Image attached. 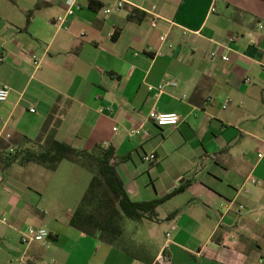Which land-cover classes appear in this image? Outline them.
<instances>
[{
	"label": "crops",
	"instance_id": "obj_1",
	"mask_svg": "<svg viewBox=\"0 0 264 264\" xmlns=\"http://www.w3.org/2000/svg\"><path fill=\"white\" fill-rule=\"evenodd\" d=\"M79 5L61 26L65 0H0V86L10 88L0 140L31 146L55 110L57 140L115 150L133 201L186 189L156 219L131 220L136 236L156 244L141 255L122 244L126 228L110 245L71 226L88 169L63 160L54 171L0 170V214L9 219L0 221V264H264V0ZM167 82L161 93L149 89ZM152 110L183 121L158 126ZM29 226L48 229V245L24 244Z\"/></svg>",
	"mask_w": 264,
	"mask_h": 264
},
{
	"label": "trees",
	"instance_id": "obj_2",
	"mask_svg": "<svg viewBox=\"0 0 264 264\" xmlns=\"http://www.w3.org/2000/svg\"><path fill=\"white\" fill-rule=\"evenodd\" d=\"M91 6L94 7V4ZM55 112L53 110L49 114L41 136L31 146L10 150V144L0 140V170H8L15 164H37L54 171L63 160L88 169L92 173L91 182L70 220L71 226L76 229L113 245L124 234L126 219H156L157 207L186 189L182 187L155 202L133 201L127 195L124 181L118 173L119 160L115 150L101 144L91 150L77 149L57 140Z\"/></svg>",
	"mask_w": 264,
	"mask_h": 264
},
{
	"label": "built area",
	"instance_id": "obj_3",
	"mask_svg": "<svg viewBox=\"0 0 264 264\" xmlns=\"http://www.w3.org/2000/svg\"><path fill=\"white\" fill-rule=\"evenodd\" d=\"M65 5H66V14L65 16L58 18L57 20V24L63 26V24L66 22L67 18L70 16H73L75 14L76 8H79V0H65ZM119 7L123 6V3H119L118 4ZM112 11V9H106L105 13H110ZM150 14H152L154 16L152 25L156 26V19L159 17L156 13H155V6L152 7V9L149 11ZM167 37V34H164L161 36V40L165 41ZM233 39H229V42H232ZM216 53L214 52V55ZM225 61H228L230 58L229 56L225 55L222 57ZM33 62L34 64H36V66H39L41 64V61L36 57L33 56ZM171 82H167L166 84H162L158 87H153L150 86L149 89L151 91H155L157 90L158 92H163L164 88L166 85H169ZM10 95V88L8 86H0V102H5L7 101V99L9 98ZM32 111H35V109H32ZM148 118L149 120H151L152 122H154L156 125L158 126H175V125H179L182 121L183 118L182 116L177 113V112H171V113H164V112H159L157 110H152L149 112L148 114ZM141 127H135L131 130V135H137L141 132ZM144 134H147L146 131H144ZM262 149L264 151V144H262ZM13 150V149H11ZM259 153V157H262L264 152ZM156 154L155 153H151L148 154L145 159L149 162H152L154 160H156ZM0 221L7 223L9 222V219L7 216H4L2 214H0ZM50 238H51V233L48 229L43 228V227H35V226H29L27 228H25L22 232V236H21V240L24 244H31L33 242H40L43 244L48 245V243L50 242Z\"/></svg>",
	"mask_w": 264,
	"mask_h": 264
},
{
	"label": "rangeland",
	"instance_id": "obj_4",
	"mask_svg": "<svg viewBox=\"0 0 264 264\" xmlns=\"http://www.w3.org/2000/svg\"><path fill=\"white\" fill-rule=\"evenodd\" d=\"M37 165V164H36ZM40 166V165H39ZM40 168L42 169H44V170H46V168L45 167H43V166H40ZM131 224H133L132 223V221L130 220V219H126V225L124 226L125 228H126V230H128V239H124V241L126 242V243H122L123 245H125L127 248H129V249H132V250H134L135 252H137V253H139V254H141V255H143V253H144V249H151V248H154V246L156 245L154 242L153 243H149L147 240H143L142 239V237H141V235H138V236H136L135 235V231L133 230V227H130V226H132ZM143 233V229H141V233L140 234H142ZM151 233L149 232L148 233V235H150ZM126 237H127V235H126ZM125 237V238H126ZM132 239H134V241H135V243L136 242H142L143 243V247H133V241H132Z\"/></svg>",
	"mask_w": 264,
	"mask_h": 264
}]
</instances>
